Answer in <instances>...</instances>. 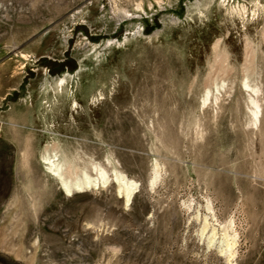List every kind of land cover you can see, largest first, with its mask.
<instances>
[{
	"label": "rangeland",
	"instance_id": "obj_1",
	"mask_svg": "<svg viewBox=\"0 0 264 264\" xmlns=\"http://www.w3.org/2000/svg\"><path fill=\"white\" fill-rule=\"evenodd\" d=\"M52 143L130 203L65 194ZM0 264H264V0H0Z\"/></svg>",
	"mask_w": 264,
	"mask_h": 264
},
{
	"label": "bare ground",
	"instance_id": "obj_2",
	"mask_svg": "<svg viewBox=\"0 0 264 264\" xmlns=\"http://www.w3.org/2000/svg\"><path fill=\"white\" fill-rule=\"evenodd\" d=\"M63 78L59 79L60 83L64 80ZM244 86L248 87L247 83ZM250 102L253 105L251 109L252 121L255 124L260 123V117L262 116L260 104L255 98H251ZM57 147V144L52 143L50 148L46 147L41 157L45 162L49 175L65 194L72 195L115 184L116 193L122 198L124 206L130 203L137 189V182L128 177L121 169L115 166L107 169L101 163L90 161L78 163L80 160L77 162L76 156H69L65 153L59 155ZM154 168V177L148 182L150 187H153L157 181L158 167L155 166ZM207 208L208 211L210 210V214L204 213L201 218L200 234L201 236L206 234L208 245L218 244L219 251L229 257L230 260L236 255V233L235 231H229L230 224L226 225L218 222L210 204Z\"/></svg>",
	"mask_w": 264,
	"mask_h": 264
}]
</instances>
